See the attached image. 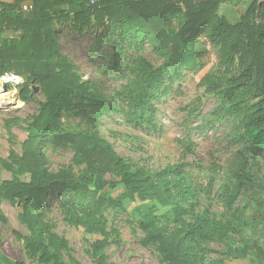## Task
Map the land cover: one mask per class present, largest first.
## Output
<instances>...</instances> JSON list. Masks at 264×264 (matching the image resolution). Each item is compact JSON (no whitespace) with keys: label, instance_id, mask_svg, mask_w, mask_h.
I'll list each match as a JSON object with an SVG mask.
<instances>
[{"label":"trees","instance_id":"obj_1","mask_svg":"<svg viewBox=\"0 0 264 264\" xmlns=\"http://www.w3.org/2000/svg\"><path fill=\"white\" fill-rule=\"evenodd\" d=\"M22 1L11 6V17H0V35L7 29L17 35L0 43V77L12 70L15 62L45 63L48 73L36 80L46 101L41 104L40 113L28 122L22 156L13 155L12 163L6 164L10 169L18 166L20 174H30V182L2 181L0 199L21 202L22 220L31 234L26 239L31 252L40 254L44 264H62L56 252L66 242L50 232L40 212L47 195L57 193L62 197L61 208L67 221L84 232L87 239L94 240L91 250L101 264L106 262L105 250L111 234L105 214L121 207L125 197L157 202L163 207L162 226L152 221L144 229L154 231V240L169 264H201L204 240L227 245L235 258L247 259L255 252L252 264H264V249L252 238L260 225L264 235V196L257 189L259 176L253 171L264 149V44L253 21L256 4L247 9L239 22L231 24L218 14L225 0H97L94 4L90 0H33L27 17L19 6ZM175 15L181 17V26L172 33L167 25ZM69 20L81 28L105 23L112 31L124 28L122 37L128 31L133 32L134 39L147 37L160 56L195 73L199 72L200 61L190 48L203 28L210 27V33L216 34L224 47L234 43L243 49L246 71L235 86L226 88L221 80H212L208 75L203 78L207 89L222 96L226 106L236 105L240 90L246 86L263 97L261 107L243 110L248 125L244 147L233 154L225 167L214 166L212 170L215 173L218 169L219 176L211 183L209 193L215 192L230 210L227 221L220 222L205 213L197 214L194 222L185 221L186 210L181 201L196 198V193L183 166H169L156 173L134 171L112 144L101 138V115L107 104L59 52L54 38L56 23ZM166 72L165 66L154 68L146 60L137 65L128 99L138 123L153 124L152 103L168 90L163 87ZM63 113L78 116L86 129L72 127L70 122L65 127L61 121ZM50 144H68L77 163L83 166V176L76 177L66 169L51 172L46 168L42 150ZM107 175L120 178L126 190L123 195L114 198L103 194L107 186L116 185L106 180ZM175 195L181 199L177 201ZM171 224L174 230L165 233L164 227Z\"/></svg>","mask_w":264,"mask_h":264},{"label":"rangeland","instance_id":"obj_2","mask_svg":"<svg viewBox=\"0 0 264 264\" xmlns=\"http://www.w3.org/2000/svg\"><path fill=\"white\" fill-rule=\"evenodd\" d=\"M249 1H245L250 3L248 7L237 6L238 14L233 17L239 19L240 14L255 3L253 21L256 34L263 36L264 44V0ZM236 2L225 0L219 7V16L231 24L227 16L233 13ZM180 26L181 17L175 15L167 30L176 33ZM123 29L112 31L107 23L81 28L71 20L55 25L54 38L59 52L107 104L101 115V138L111 143L134 171L145 169L156 173L169 166H183L196 193V198L181 201L186 210L185 221L194 222L201 213L220 222L227 221L230 210L215 192L209 193L211 183L219 176L218 169L215 173L212 170L214 166L225 167L233 154L244 147L248 125L243 110L254 111L257 106L261 107L263 97L246 86L240 90L237 104L226 106L222 96L207 89L203 78L208 75L212 80H221L226 88L235 86L246 71L243 49L234 43L224 47L219 37L210 33L211 28L205 27L195 35L190 48L200 61L199 72L195 73L160 56L147 37L134 39L130 31L125 33L127 37H122ZM7 31L5 36L16 38L13 29ZM142 60L154 68H167L163 87L167 86L168 90L152 103L151 126L137 122L128 99L136 67ZM47 73L45 63L15 62L13 69L1 76L12 74L6 76L8 105L0 107V185L2 181L30 182V174H20L18 166L12 165L10 169L6 164L12 163L13 155L23 154L28 122L40 113L41 104L46 101L36 77ZM61 121L65 127L70 122L72 127L86 129L85 122L78 116L63 113ZM42 153L45 166L51 172L66 169L76 177L83 176V166L77 163L68 144L47 145ZM253 171L259 176L257 189L264 196V149ZM106 180L116 185L107 186L103 194L116 198L126 192L120 178L107 175ZM175 196L177 201L181 199L180 195ZM61 203L59 194L49 193L40 210L50 232L66 242V246H58L56 252L60 261L62 264H101L91 250L94 240L87 239L84 232L67 221ZM163 214L164 209L157 202L133 201L128 197L123 199L121 207L107 210L105 216L111 234L105 264H169L154 240V231L144 229L152 221L162 226ZM22 216L21 202L0 199V264H44L40 254H33L27 245L26 239L31 234ZM164 229L165 233H170L174 225ZM262 231L260 225L252 238L264 249ZM202 245L201 264H252L255 259V252L247 259L235 258L227 245L219 242L204 240Z\"/></svg>","mask_w":264,"mask_h":264},{"label":"crops","instance_id":"obj_3","mask_svg":"<svg viewBox=\"0 0 264 264\" xmlns=\"http://www.w3.org/2000/svg\"><path fill=\"white\" fill-rule=\"evenodd\" d=\"M18 0H0V17L2 16H9L11 17L12 16V10H11V6L14 5ZM245 1H249V0H237V2L233 5L234 6V10H233V13L230 14V16H227V19L230 21V22H233L234 23H237L240 21V18L242 17V14L243 12L240 14L239 16V19H236L235 17L233 16H236L238 14V10H237V6H245V7H248V5L250 3H247ZM252 0H250L249 2H251ZM243 3V4H242ZM223 4V3H222ZM225 4V2H224ZM19 6H21V12L24 16H28L29 12L31 11L32 9V6H33V0H23ZM8 33L7 30H5L1 35L0 37L1 38H8V36H5L6 34ZM0 43L1 40H0Z\"/></svg>","mask_w":264,"mask_h":264},{"label":"bare ground","instance_id":"obj_4","mask_svg":"<svg viewBox=\"0 0 264 264\" xmlns=\"http://www.w3.org/2000/svg\"><path fill=\"white\" fill-rule=\"evenodd\" d=\"M7 84H8V81H6V77H1L0 78V107L1 109L6 108L8 105L9 94L6 88Z\"/></svg>","mask_w":264,"mask_h":264},{"label":"built area","instance_id":"obj_5","mask_svg":"<svg viewBox=\"0 0 264 264\" xmlns=\"http://www.w3.org/2000/svg\"><path fill=\"white\" fill-rule=\"evenodd\" d=\"M97 0H91V4H94ZM9 75H12V74H6V76H9ZM6 76H3V77H6Z\"/></svg>","mask_w":264,"mask_h":264}]
</instances>
